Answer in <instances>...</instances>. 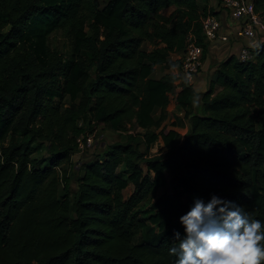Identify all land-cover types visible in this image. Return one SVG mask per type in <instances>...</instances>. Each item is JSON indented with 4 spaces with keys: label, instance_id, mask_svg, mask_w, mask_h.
I'll use <instances>...</instances> for the list:
<instances>
[{
    "label": "trees",
    "instance_id": "obj_1",
    "mask_svg": "<svg viewBox=\"0 0 264 264\" xmlns=\"http://www.w3.org/2000/svg\"><path fill=\"white\" fill-rule=\"evenodd\" d=\"M48 2L0 0V264H175L169 249L174 232L184 234L179 217L212 195L264 222V41L250 48L251 59L230 54L217 65L194 113L192 84L152 74L169 53L183 54L189 32L206 59L200 19L213 11L198 0ZM252 2L264 19V0ZM49 12L51 29L69 39L67 54L26 33ZM172 93L189 121L179 143L176 130L151 128ZM98 125L125 138L80 163L71 193L59 167ZM139 125L145 130L130 131ZM159 140L165 152L150 155ZM42 145L39 162L32 155ZM147 222L157 239L134 243Z\"/></svg>",
    "mask_w": 264,
    "mask_h": 264
},
{
    "label": "rangeland",
    "instance_id": "obj_2",
    "mask_svg": "<svg viewBox=\"0 0 264 264\" xmlns=\"http://www.w3.org/2000/svg\"><path fill=\"white\" fill-rule=\"evenodd\" d=\"M65 0H49V4L54 5L56 7H60ZM107 2V0H99V8L103 7V5ZM200 9H203L205 7L207 9L211 8V11H214L216 15L221 14V18L219 17L222 26L224 29H227L231 24V20L229 17L224 13L222 10L220 4L218 3V0H198ZM171 10V8L169 9ZM169 10H165L161 13H159L156 17L163 20L167 17L169 14ZM54 17L52 16L51 12L48 14H39L35 16L28 25L26 29L27 35L32 39V43L36 45H47L50 49L58 50L62 53H69L70 52V42L69 39H67L63 33L61 32H55L51 29V25L53 24ZM232 31V30H231ZM262 41H264V33H261L258 35L257 38L252 39L250 41H243V40H236L232 34L229 35L228 42H221V41H214L212 43H208V53L206 59L203 61V64L199 70V73L196 76L195 81L192 83L193 87L195 88L197 92V97L194 102V113L199 111V104L201 94L206 90L208 86L209 80L214 77V70L217 67V65L224 60L228 55L233 54L237 57V54L240 50V45H247V46H254L257 44H260ZM142 49L150 50L153 48V45L144 42L141 45ZM182 56L178 55L177 57H174L172 59L177 58V62L179 64V59ZM207 60V62H205ZM169 68V63H166L164 66L158 65L156 66L155 73L152 75V77L158 78L167 73L171 70H165ZM172 71H175L173 69ZM180 73V70H178V74ZM174 74H177L174 72ZM175 93H172L169 95V102L167 107H165L161 112L162 114L165 113L167 110L169 115L168 119L165 121L164 126L169 128L171 125L178 126L177 130L180 131L181 134L185 133L186 127H187V121L182 120V117L184 115L180 114L178 107L175 106V100H174ZM55 100H58V98H55ZM62 104L68 105L69 99L68 96H64V98L61 100ZM193 109V108H192ZM155 117V124L151 126L154 129L159 128L160 126V118L156 114H154ZM172 122V123H171ZM163 126V127H164ZM150 126H148L149 128ZM129 129H132L129 128ZM170 129V128H169ZM145 127L143 125H139L135 128V130L130 131H144ZM125 138V132L120 131H114L111 130L108 127H102V125H98L95 133L92 135V143L90 146L86 147L82 152L75 154L71 157L69 163L62 164L59 168L67 169L68 171V177L70 179L69 181V189L72 193L76 187L75 184V177L78 173V166L80 163L84 160L90 159L94 154L100 153L104 149V145H109L116 141H123ZM140 148L142 149L143 146L140 145ZM165 152V148L161 143V140H159L154 147L152 148L150 155H162ZM46 155L45 148L42 145L39 150L32 155V157L40 160L44 158ZM143 170H146V167L143 165ZM133 189V184L129 183L128 187L123 191V194L125 197H127L130 192ZM162 190H159L156 197H159L161 195ZM153 202L156 201V198L152 200ZM141 208L142 212L140 214V217L146 218L149 214L147 211V206L143 205ZM157 227L155 225L150 224L147 222V228L144 230H139L137 235L133 238V242L136 243L141 239H147L154 242L157 237Z\"/></svg>",
    "mask_w": 264,
    "mask_h": 264
},
{
    "label": "clouds",
    "instance_id": "obj_3",
    "mask_svg": "<svg viewBox=\"0 0 264 264\" xmlns=\"http://www.w3.org/2000/svg\"><path fill=\"white\" fill-rule=\"evenodd\" d=\"M179 223L184 234L174 232L176 243L169 249L175 264L264 262V222L234 202L215 195L207 203L197 198Z\"/></svg>",
    "mask_w": 264,
    "mask_h": 264
},
{
    "label": "built area",
    "instance_id": "obj_4",
    "mask_svg": "<svg viewBox=\"0 0 264 264\" xmlns=\"http://www.w3.org/2000/svg\"><path fill=\"white\" fill-rule=\"evenodd\" d=\"M218 2L232 24L224 29L219 17L214 13H208L201 17L202 36L205 42H228L230 34L236 40L250 41L257 38L259 34L264 33V19L256 11L252 0H218ZM251 47L253 46L240 45L237 58L240 61L251 59ZM202 55L203 46L198 43L194 34L189 32L186 37L184 52L180 57L179 75L190 84L195 81L203 64ZM92 135H81L78 138L80 152L90 146ZM83 137H85V140H83Z\"/></svg>",
    "mask_w": 264,
    "mask_h": 264
},
{
    "label": "crops",
    "instance_id": "obj_5",
    "mask_svg": "<svg viewBox=\"0 0 264 264\" xmlns=\"http://www.w3.org/2000/svg\"><path fill=\"white\" fill-rule=\"evenodd\" d=\"M219 3V2H218ZM211 8H208L207 7V10H210ZM223 10V9H222ZM224 11V10H223ZM214 12V11H213ZM224 13H225V11H224ZM214 14H215V12H214ZM221 14L222 13H220V15H217L218 17H220L221 18ZM216 15V14H215ZM178 55H180V53H175V52H171V53H169L168 55H167V59L169 60V68L168 69H165V70H171V71H168L167 73H173L174 74V72L175 73H177L178 74V70H180L179 69V66L177 65V56ZM174 57H177V58H175V59H172V58H174ZM205 62H207V60L205 61ZM156 66H158V65H156ZM156 66L154 67V72H153V74L155 73V69H156ZM161 66H164V64H161ZM173 69H175V71H172ZM152 74V75H153ZM166 74V73H165ZM163 76V75H162ZM152 78H154V79H159L160 77H158V78H155V77H152ZM193 86V85H192ZM194 88V87H193ZM195 89V88H194ZM196 91V90H195ZM174 100H175V96H174ZM201 103V102H200ZM200 103H198L199 105H200ZM175 106L177 107V105H176V103H175ZM167 107V106H166ZM178 110H179V112H180V114H182V115H184V110H182V109H180V108H177ZM162 110H161V108H156L154 111H153V113H152V116H153V118H155L154 117V114H156L157 116H159V118H160V120H161V122H160V126H159V128L158 129H160L163 125H164V123H165V121L168 119V115H169V113H168V111L166 110L165 111V113H163L162 114V112H161ZM182 120H184V121H187V127H186V130H185V133L187 132V130H188V128H189V121H188V118H186V117H182ZM172 123V122H171ZM177 124H175V125H171V127H169L170 129H173V130H176L177 132H178V136H177V138H176V140H175V143H179L181 140H182V138H183V136L185 135V133L184 134H181L180 133V131H178L177 130V128H178V126H176ZM157 129V130H158ZM158 142V141H157ZM161 143H162V141H161ZM162 145H163V143H162ZM164 146V145H163ZM165 148V147H164Z\"/></svg>",
    "mask_w": 264,
    "mask_h": 264
}]
</instances>
